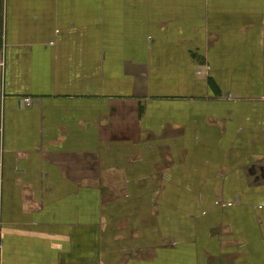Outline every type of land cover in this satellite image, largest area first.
Wrapping results in <instances>:
<instances>
[{
  "label": "crops",
  "instance_id": "0c3cea01",
  "mask_svg": "<svg viewBox=\"0 0 264 264\" xmlns=\"http://www.w3.org/2000/svg\"><path fill=\"white\" fill-rule=\"evenodd\" d=\"M0 264H264V0H0Z\"/></svg>",
  "mask_w": 264,
  "mask_h": 264
},
{
  "label": "built area",
  "instance_id": "2783aa9c",
  "mask_svg": "<svg viewBox=\"0 0 264 264\" xmlns=\"http://www.w3.org/2000/svg\"><path fill=\"white\" fill-rule=\"evenodd\" d=\"M25 101H26L28 104H31V99H30V98H26Z\"/></svg>",
  "mask_w": 264,
  "mask_h": 264
}]
</instances>
